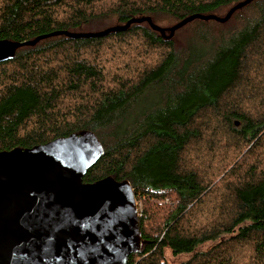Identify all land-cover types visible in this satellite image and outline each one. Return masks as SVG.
Returning <instances> with one entry per match:
<instances>
[{"label": "trees", "instance_id": "16d2710c", "mask_svg": "<svg viewBox=\"0 0 264 264\" xmlns=\"http://www.w3.org/2000/svg\"><path fill=\"white\" fill-rule=\"evenodd\" d=\"M240 1L0 0V40L44 36L0 62V152L91 130L105 154L85 182L112 175L136 198L174 196L149 226L142 212V246L127 264H168L166 249L191 255L182 264H264V0L225 23L195 19L172 38L148 22L94 37L59 31L94 33L133 17L169 27ZM138 59L109 76L108 66ZM222 128L242 156L208 182L185 155L196 140L217 143Z\"/></svg>", "mask_w": 264, "mask_h": 264}, {"label": "water", "instance_id": "95a60500", "mask_svg": "<svg viewBox=\"0 0 264 264\" xmlns=\"http://www.w3.org/2000/svg\"><path fill=\"white\" fill-rule=\"evenodd\" d=\"M253 1L236 3L224 16L197 13L169 27L151 17H133L99 32H59L94 37L148 22L172 38L195 19L225 23ZM42 37L0 40V62L13 59L20 47ZM104 154L102 141L91 130L0 152V264H127L143 242L132 183L112 175L84 181Z\"/></svg>", "mask_w": 264, "mask_h": 264}, {"label": "rangeland", "instance_id": "374dc122", "mask_svg": "<svg viewBox=\"0 0 264 264\" xmlns=\"http://www.w3.org/2000/svg\"><path fill=\"white\" fill-rule=\"evenodd\" d=\"M227 9L223 10L222 12L218 13L219 15H225L227 13ZM171 26V25H169ZM188 28L180 31L177 36L180 38H186L187 32H185ZM143 55V53H142ZM108 57L111 58V56L108 54ZM157 57V52L154 51L153 56L150 59V63H153V61ZM139 59L136 62H118V63H113L114 65L108 66L109 69V76L113 74H119L122 75L123 71L125 69L124 65H121V63H129L128 65L125 66H131V69L137 67ZM120 67V68H117ZM149 102V101H148ZM147 102V103H148ZM149 106V105H148ZM237 123V122H236ZM240 124H236V126L239 127ZM219 136L217 143L214 142V140L211 138V136H208L205 139L201 140H196L194 141L188 148L186 155H185V161L187 163V166H192L195 167L196 169L199 170L200 174L204 176L208 182H212L216 178H220L221 174H227V170H234V168L237 166V161L239 158V151L236 150L233 146L230 145V142L228 140V137H226V134L224 132H227L225 129H220L219 130ZM194 144H198V148L201 151L199 153V150L197 148H194ZM228 149V152H227ZM227 152V153H223ZM242 155H240L241 157ZM91 169V168H90ZM135 191V189H134ZM136 196V194H135ZM174 198L173 195L170 197L165 198L163 201L162 200H156L155 202H148L145 199L142 198H136V203L138 207V213H139V218L142 215V212H144L145 209H147V213L151 215V220L147 223V226L152 224V220L156 216H162V214H158L159 207L158 206H163L162 207H167L170 208L172 207V204L170 203V200ZM176 203V202H174ZM161 204V205H160ZM145 215V214H144ZM151 230L152 226L150 227ZM191 255H186V254H178L174 255L171 250L166 249L165 252V260L168 264H182L183 262L187 261Z\"/></svg>", "mask_w": 264, "mask_h": 264}]
</instances>
